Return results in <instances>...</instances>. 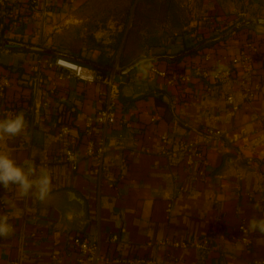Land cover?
Returning a JSON list of instances; mask_svg holds the SVG:
<instances>
[{
  "label": "crops",
  "instance_id": "obj_1",
  "mask_svg": "<svg viewBox=\"0 0 264 264\" xmlns=\"http://www.w3.org/2000/svg\"><path fill=\"white\" fill-rule=\"evenodd\" d=\"M49 3L39 0L36 9L27 0H10L9 9H0V38L9 32L5 27L22 26L32 14L34 18L37 13L51 15ZM34 25L28 26V35H34ZM53 29L50 19L43 20V42ZM255 29L258 36L250 34L264 39V26ZM54 43L50 38L47 44L58 48ZM59 53L93 62L106 72L113 70L85 55ZM42 56L0 50V73H10L12 81L8 105L23 113L26 123L21 134L0 138V153L18 165L31 160L37 175L46 170L51 180L44 201L31 193L22 196L14 184L0 186V200L5 201L0 216H7L13 229L8 236H0V264H92L72 245L78 235L104 247L118 236L119 254L126 260L121 264L148 260L155 264H262L264 233L250 230L252 243L247 245L241 242L240 227L253 218L264 219V97L248 101L239 95L240 108L233 111L225 99L230 86L211 95L198 83L186 89L168 86L151 71L154 65L189 71L199 55L177 63H144L118 77V124L109 132L102 162L86 158L74 170L63 159L57 112L65 106L75 131L82 133L87 118L97 110L99 90L77 78L49 81L51 72L46 69L38 77L37 61ZM155 114L158 125L152 123ZM208 127L222 128L224 134L206 143L204 182L192 169L158 152L156 130L174 140L203 142ZM82 149L80 145L78 150ZM66 190L76 191L86 201L82 220L62 213L63 203L56 194ZM174 240L191 245L176 249L170 243Z\"/></svg>",
  "mask_w": 264,
  "mask_h": 264
},
{
  "label": "built area",
  "instance_id": "obj_2",
  "mask_svg": "<svg viewBox=\"0 0 264 264\" xmlns=\"http://www.w3.org/2000/svg\"><path fill=\"white\" fill-rule=\"evenodd\" d=\"M29 6L35 8L39 0H27ZM10 0H0V9H9ZM234 35L233 46L219 47L202 51L199 57L191 61L189 71L181 68L171 70L159 66H152L151 71L166 80L168 86H180L182 89L200 84L207 93L214 95L220 92L224 86H230L231 91L226 94V102L233 111H238V96L243 95L248 101H254L264 97V39H259L248 31L238 32ZM49 70V81H63L77 78L86 85L98 88L97 110L91 114L81 132L75 131V125L71 112L60 106L58 111L64 115L56 120L57 137L61 141L64 161L74 170H78L79 164L86 158H96L102 162L107 149V140L110 130L118 124V106L116 97L118 94L117 68L111 71L94 68L78 61L62 56H42L37 61L36 73L41 76L42 70ZM12 87L10 73H0V119L5 120L19 114L17 109L8 105V91ZM45 107L49 104L45 103ZM159 117L155 114L152 123L158 125ZM224 134L222 128H205L203 142L196 139L174 140L168 133H158L160 146L158 152L171 160L192 169L195 177L204 182L207 177V150L206 143ZM83 138V141H81ZM83 147L79 151V146ZM0 209L5 208V201L0 200ZM241 242L252 243V236L247 224L240 227ZM104 247L101 242L91 241L84 235L75 236L72 240L73 247L88 258L92 264L106 261L111 264L124 263V258L119 254V237L112 236ZM171 245L178 249H187L191 244L188 241L174 240ZM56 258V256H54ZM128 261V260H127ZM133 261V260H131ZM264 264V260L261 262ZM146 264H155L153 260Z\"/></svg>",
  "mask_w": 264,
  "mask_h": 264
},
{
  "label": "rangeland",
  "instance_id": "obj_3",
  "mask_svg": "<svg viewBox=\"0 0 264 264\" xmlns=\"http://www.w3.org/2000/svg\"><path fill=\"white\" fill-rule=\"evenodd\" d=\"M47 9L51 15L32 14L22 26L5 27L9 32L0 39V50L4 39L21 40L124 70L140 60L190 55L189 48L212 36L233 46L241 30L258 36L255 20L264 19V0H50ZM46 19L54 31L43 42ZM50 38L58 48L47 44Z\"/></svg>",
  "mask_w": 264,
  "mask_h": 264
},
{
  "label": "clouds",
  "instance_id": "obj_4",
  "mask_svg": "<svg viewBox=\"0 0 264 264\" xmlns=\"http://www.w3.org/2000/svg\"><path fill=\"white\" fill-rule=\"evenodd\" d=\"M25 126L23 113L0 120V138L5 135L17 136L24 131ZM13 184L18 186L22 196H28L31 193L40 201L46 200L51 191V180L46 170L41 169L37 175L35 165L31 160H25L23 165H18L8 154L0 153V186L7 188ZM248 230H259L264 233V219L250 220ZM12 231L8 217L0 216V236H8Z\"/></svg>",
  "mask_w": 264,
  "mask_h": 264
},
{
  "label": "water",
  "instance_id": "obj_5",
  "mask_svg": "<svg viewBox=\"0 0 264 264\" xmlns=\"http://www.w3.org/2000/svg\"><path fill=\"white\" fill-rule=\"evenodd\" d=\"M256 25L264 26V19L259 18L255 20ZM2 48L16 49V50H26L34 53H41L48 56H63V54L36 46L34 44L24 43L16 40H3ZM184 53L176 56H166L170 60H175L177 57L183 56ZM156 58H149L147 61H155ZM145 60H140L124 70H117L116 73L118 76H126L132 72L138 65H142ZM56 197L59 198L63 203L62 213L66 215L68 219L71 217H76L79 220H82L86 216V201L74 190H66L56 194ZM79 224L83 225L82 222Z\"/></svg>",
  "mask_w": 264,
  "mask_h": 264
},
{
  "label": "trees",
  "instance_id": "obj_6",
  "mask_svg": "<svg viewBox=\"0 0 264 264\" xmlns=\"http://www.w3.org/2000/svg\"><path fill=\"white\" fill-rule=\"evenodd\" d=\"M244 27H245V25H244ZM4 40H6V39H4ZM221 41H223L222 36L221 37L220 36H212L208 40L201 42L199 45H196V46H193V47L189 48L188 51L190 52V55H187V56H192V55H195L196 56V55L199 54L198 52L201 49H203V51L204 50H207V49H212V48H216L217 49L219 47V43ZM20 42H23V41H20ZM24 43H26V42H24ZM29 44H31V43H29ZM21 51H23V52H29V51H26V50H21ZM38 54L45 55V54H41V53H38ZM178 55H180V54H178ZM184 56H186V55L177 57L175 60H170V59L166 58V56H161V59L156 60V61H165V62H168V63H177V62H180L182 59H184L185 58ZM78 62H80L82 64H85V65H88V66H91V67H94V68L101 69L97 64H95L93 62H90L88 60H82V59H80ZM62 115H64V113H62V111L61 112L60 111L57 112V118L60 117V116H62ZM195 130L201 132V129L200 128H195ZM80 139H81V141H83V138L80 137Z\"/></svg>",
  "mask_w": 264,
  "mask_h": 264
}]
</instances>
